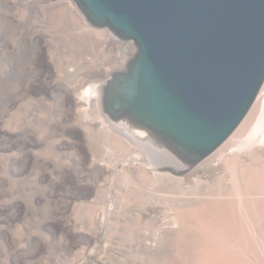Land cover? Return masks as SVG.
Listing matches in <instances>:
<instances>
[{
  "label": "rangeland",
  "instance_id": "rangeland-1",
  "mask_svg": "<svg viewBox=\"0 0 264 264\" xmlns=\"http://www.w3.org/2000/svg\"><path fill=\"white\" fill-rule=\"evenodd\" d=\"M3 1L11 8L0 6L8 16L0 17V264H139L117 238H111L110 224L120 217L124 225L139 213L144 226L157 227L172 215L164 203L176 197V189L154 179L152 174L162 172L137 161L124 162L131 154L142 155L115 147L127 141L103 129L100 104L92 114L84 113L89 103L73 87L78 75L99 85L110 70L123 67L136 46L134 59L138 44L107 25L89 19L101 28L88 26L71 0L70 7L60 8L54 6L57 0H40L36 8ZM78 21L104 30L107 39L90 30L80 33L75 29ZM45 39L57 62L50 59ZM104 47L112 49L106 56ZM4 57L18 62L5 82ZM136 166L149 179L135 182ZM120 168L134 178L138 195L121 180ZM224 168L222 162L210 163L180 174L185 184H192L195 177L213 181ZM156 171L175 173L169 168ZM117 193L131 195L122 209ZM133 238L128 242L136 243ZM188 253L192 264L189 247ZM175 260L182 264L179 256Z\"/></svg>",
  "mask_w": 264,
  "mask_h": 264
},
{
  "label": "water",
  "instance_id": "water-1",
  "mask_svg": "<svg viewBox=\"0 0 264 264\" xmlns=\"http://www.w3.org/2000/svg\"><path fill=\"white\" fill-rule=\"evenodd\" d=\"M138 51L105 109L199 160L223 143L264 82V0H77Z\"/></svg>",
  "mask_w": 264,
  "mask_h": 264
},
{
  "label": "bare ground",
  "instance_id": "bare-ground-1",
  "mask_svg": "<svg viewBox=\"0 0 264 264\" xmlns=\"http://www.w3.org/2000/svg\"><path fill=\"white\" fill-rule=\"evenodd\" d=\"M12 1L13 7L21 5L36 8L40 0ZM71 2L83 15L88 26L101 28L86 17L76 0ZM71 2L57 0L54 6L56 8L63 5L70 7ZM7 3L0 0V6H6L10 10L11 5ZM38 11V14L44 12ZM0 17L8 19V16L1 12ZM75 27L82 34L90 30L107 39L104 30L89 29L82 21H78ZM109 35L112 39H117L112 31ZM44 43L50 52V59L55 60L49 45L50 41L45 39ZM17 47L14 46L11 49L15 51ZM103 49L105 56L112 51L111 47ZM23 51L22 49V54H24ZM134 52H136V46L123 67L110 70L99 85L86 83L85 75L81 77L78 75L73 78V87L79 97L89 103L84 113L92 114V111L96 110L100 104L107 122H103V129L108 132L114 131L127 141L113 142L115 147L133 149L142 155L141 157L131 154L123 161H137L155 172H162L152 174L154 179L161 178L170 182L176 189L177 195L164 203L168 205L172 215L160 222L157 227L144 226L139 213L130 215L124 225L119 223L120 217H118L110 224L111 238H117L122 245L121 249L136 258L139 264H177L176 256L182 259V264H188V247L193 255L192 264H264V82L249 111L229 137L207 156L199 160H191L181 155L161 136L135 123L127 116L116 118L106 111L105 98L108 83L115 73L127 70ZM5 53L3 52V55ZM12 58L4 59L6 68L3 81L9 80L12 72L16 71L18 62L16 63ZM59 58L62 59V57ZM60 60L58 62L61 63L62 60ZM91 62L95 61H89L90 64ZM107 161H102L100 164L106 166ZM219 162H222L225 168L223 173L215 176L213 181L195 177L192 184H185V178L180 174L191 171L197 165ZM157 168H169L175 173L156 171ZM118 173L128 188L131 186L134 188L137 180L141 182L149 179L141 166L134 167L135 175L133 176L136 181L134 178L131 180L132 177H129L121 168ZM128 188H125L126 191ZM115 196L119 209L130 203L131 195L128 197L117 193ZM132 237L135 238L136 243L128 242Z\"/></svg>",
  "mask_w": 264,
  "mask_h": 264
}]
</instances>
